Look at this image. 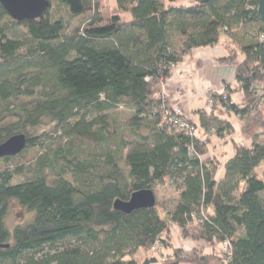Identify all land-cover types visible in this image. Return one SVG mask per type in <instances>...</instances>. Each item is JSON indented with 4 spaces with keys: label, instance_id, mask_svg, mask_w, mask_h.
Segmentation results:
<instances>
[{
    "label": "trees",
    "instance_id": "trees-1",
    "mask_svg": "<svg viewBox=\"0 0 264 264\" xmlns=\"http://www.w3.org/2000/svg\"><path fill=\"white\" fill-rule=\"evenodd\" d=\"M180 1L115 0L129 21L111 13L108 0H48L42 18L20 22L0 5V144L15 134L27 140L3 160L22 158L47 130L66 139L37 157L30 179L11 184L21 166L0 173V264H264V179L257 173L264 144L256 137L250 147L234 144L216 181L217 160L188 150L192 144L204 157L208 140L176 131L162 100L184 57L220 45L245 99L227 114L254 113L264 95V24L255 0ZM77 18L82 23L73 27ZM120 106L132 112L128 134L109 116ZM197 114L207 135L232 130L213 111ZM168 182L176 186L172 205L127 209L136 192ZM9 201L33 213L11 233ZM173 229L217 253L176 247ZM226 241L229 254L221 251Z\"/></svg>",
    "mask_w": 264,
    "mask_h": 264
},
{
    "label": "rangeland",
    "instance_id": "rangeland-1",
    "mask_svg": "<svg viewBox=\"0 0 264 264\" xmlns=\"http://www.w3.org/2000/svg\"><path fill=\"white\" fill-rule=\"evenodd\" d=\"M109 6L111 9V13L114 15H119L124 21L130 20V14H122L117 11L115 0H108ZM180 5L189 6L191 5L190 0L180 1ZM56 10V9H54ZM82 23V19L77 18L71 22L73 27H76ZM241 61V57H239L236 61V64ZM216 94L215 92H208L207 98L208 101L206 104H203V109L208 111H213L216 107L219 108L215 110V114L219 116L221 119L228 121L232 130L228 132H224L222 135L217 134H209L207 135L204 130L200 127L199 120L197 116H192V120L195 124L194 135L197 139L200 140H208L207 148L208 152L205 154V157H211L217 160L218 167L215 174V180L220 181L225 173V165L226 163L233 157L234 155V144L250 147L254 137H256L258 143L264 144V129L260 122H264V98L261 99L257 105V109L254 113L250 114L247 118L237 117L236 114L228 115L220 105H215L212 99L209 97L210 94ZM232 100L238 105H242L241 103L245 102V99L240 91L232 88ZM223 96V94H218ZM226 95V94H224ZM228 96V95H226ZM228 100L231 99L228 96ZM210 101L211 106L208 105ZM233 101H231L233 103ZM234 104V103H233ZM234 104V105H236ZM132 112L125 107H117L113 108L109 111V116L113 121L114 127L119 131L128 134V126H129V118ZM47 136L39 139L35 147L27 148L26 153L22 156V158H14L9 162H5L3 159H0V173L6 170H15L18 167H23L24 171L21 175L14 177L11 181L12 185L22 183L32 177L34 172V162L38 156L41 154L52 150H55L59 145H65L66 139L61 137L60 132H53L47 130ZM134 137V136H132ZM92 139L84 140L81 144L83 146L91 145ZM114 141V138L110 140V143ZM257 173L260 178L264 179V164L261 165ZM176 186L168 182L164 187L156 186L154 189V195L157 204L170 206L173 204L174 199L177 198ZM33 217V213L28 211L27 209L21 207L15 201H9L7 216L5 218V226L7 230L11 233L15 226L22 225ZM173 241L176 247L183 249L186 252H191L195 250L202 254L210 253L215 249H210L205 244L201 242L192 241L190 239H181L180 232L176 229H173ZM221 249V248H220ZM222 251V250H221Z\"/></svg>",
    "mask_w": 264,
    "mask_h": 264
},
{
    "label": "crops",
    "instance_id": "crops-1",
    "mask_svg": "<svg viewBox=\"0 0 264 264\" xmlns=\"http://www.w3.org/2000/svg\"><path fill=\"white\" fill-rule=\"evenodd\" d=\"M239 57L242 61L243 56ZM225 58L226 51L220 45L193 49L190 55L184 57L171 70L169 78L164 83L163 91L168 103L180 106L184 116L193 124L192 116H197L199 120L198 111L211 112L202 107L208 101V92L226 94L233 101L232 88L235 86L238 89L235 80L236 66L223 62L222 59ZM233 103L236 104L234 101ZM218 109L216 107L212 110L215 113Z\"/></svg>",
    "mask_w": 264,
    "mask_h": 264
},
{
    "label": "water",
    "instance_id": "water-1",
    "mask_svg": "<svg viewBox=\"0 0 264 264\" xmlns=\"http://www.w3.org/2000/svg\"><path fill=\"white\" fill-rule=\"evenodd\" d=\"M208 0H199L205 3ZM257 3V16L264 24V0H255ZM0 5L9 18L15 22L24 20L34 21L42 18L49 8L48 0H0ZM264 98V95L262 99ZM27 140L23 134H15L0 144V159L15 157L26 147ZM156 204L152 190H141L132 195L126 204L127 209H150Z\"/></svg>",
    "mask_w": 264,
    "mask_h": 264
},
{
    "label": "built area",
    "instance_id": "built-area-1",
    "mask_svg": "<svg viewBox=\"0 0 264 264\" xmlns=\"http://www.w3.org/2000/svg\"><path fill=\"white\" fill-rule=\"evenodd\" d=\"M259 41L260 42H264V35H261L259 37ZM164 102H166V97L164 95V91H163V99H162ZM208 105L211 106V103L210 101L208 102ZM233 103L228 100L227 96L226 95H223L222 96V102L220 104V107H222V109L226 112L230 106H232ZM166 114V117L168 118L169 122L171 123L172 127L178 131V132H181L182 134L185 135V137L187 138H190V139H193V137L195 136L194 135V130H195V127L193 126V124L191 123L190 120H188L184 114H183V110L180 106L178 105H170L168 103V108L165 112ZM237 117H240L239 115H237ZM188 150L189 152L192 154V155H195L196 157L199 158V160L203 161L205 159H207L205 156L204 157H201V156H198L196 154V152L194 151V148L192 146V144L188 147ZM157 246H158V242L155 243L154 247L152 248L153 251H157ZM222 248V251L224 253H227L229 254L230 252V244L228 241L224 242L221 246Z\"/></svg>",
    "mask_w": 264,
    "mask_h": 264
}]
</instances>
